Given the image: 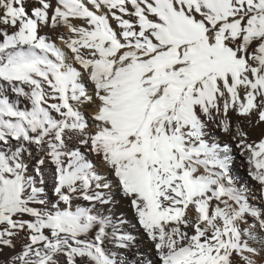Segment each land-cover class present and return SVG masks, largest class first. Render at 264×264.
Returning a JSON list of instances; mask_svg holds the SVG:
<instances>
[{"label":"snow or ice","instance_id":"obj_1","mask_svg":"<svg viewBox=\"0 0 264 264\" xmlns=\"http://www.w3.org/2000/svg\"><path fill=\"white\" fill-rule=\"evenodd\" d=\"M0 264H264V0H0Z\"/></svg>","mask_w":264,"mask_h":264},{"label":"bare ground","instance_id":"obj_2","mask_svg":"<svg viewBox=\"0 0 264 264\" xmlns=\"http://www.w3.org/2000/svg\"><path fill=\"white\" fill-rule=\"evenodd\" d=\"M233 174L238 180L251 183L250 178L247 176V166L238 155L234 157Z\"/></svg>","mask_w":264,"mask_h":264}]
</instances>
